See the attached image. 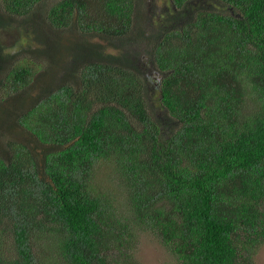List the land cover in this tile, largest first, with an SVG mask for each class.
Returning <instances> with one entry per match:
<instances>
[{"label": "trees", "instance_id": "16d2710c", "mask_svg": "<svg viewBox=\"0 0 264 264\" xmlns=\"http://www.w3.org/2000/svg\"><path fill=\"white\" fill-rule=\"evenodd\" d=\"M170 1L0 0V264H256L264 0Z\"/></svg>", "mask_w": 264, "mask_h": 264}, {"label": "rangeland", "instance_id": "374dc122", "mask_svg": "<svg viewBox=\"0 0 264 264\" xmlns=\"http://www.w3.org/2000/svg\"><path fill=\"white\" fill-rule=\"evenodd\" d=\"M146 13L148 12L149 18H157L171 5L170 0H145ZM7 40L11 42L13 36L7 37ZM94 182L96 184L105 182L106 187L115 192L117 181L114 177L112 169L108 168L107 165L101 166L98 176H95ZM120 199L124 196H118ZM117 205H121V202L115 200ZM124 209L125 203H124ZM126 213L125 215H127ZM129 219V217H128ZM135 241V260L139 264H179L173 253L163 244V242L155 236L151 231L134 233ZM256 264H264V246L260 249L258 255L255 258Z\"/></svg>", "mask_w": 264, "mask_h": 264}]
</instances>
